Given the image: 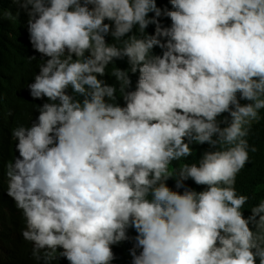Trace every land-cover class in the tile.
<instances>
[{"label": "clouds", "instance_id": "clouds-1", "mask_svg": "<svg viewBox=\"0 0 264 264\" xmlns=\"http://www.w3.org/2000/svg\"><path fill=\"white\" fill-rule=\"evenodd\" d=\"M14 2L40 61L27 89L47 100L15 128L7 170L33 257L112 264L134 239L132 264H264V199L245 216L236 188L264 110V0ZM114 61L123 106L98 78ZM193 144L209 148L169 171Z\"/></svg>", "mask_w": 264, "mask_h": 264}, {"label": "trees", "instance_id": "trees-1", "mask_svg": "<svg viewBox=\"0 0 264 264\" xmlns=\"http://www.w3.org/2000/svg\"><path fill=\"white\" fill-rule=\"evenodd\" d=\"M156 3L161 9L174 10L170 0H156ZM19 6L14 0H0V93L3 94L0 100V264H44L43 259L38 261L33 257V243L26 241L22 236V231L26 229L25 218L22 211L16 207L15 201L7 195L8 165L19 155L16 150L17 142L13 141V132L17 126L28 125L36 119L37 102H47L46 98L33 100L27 89V85L34 82L35 75L39 73L40 61L35 56L36 51L30 43L27 13ZM152 16L154 13L149 14L150 18ZM159 20L162 26L171 27L170 18L162 16ZM105 23L109 22L105 21ZM145 31L150 32V35L154 34L155 25H149ZM106 39L109 43L124 46L110 36ZM156 50L157 47L153 49V54ZM33 56L36 59H30ZM115 68L117 66L114 61L106 67L105 77L98 78L106 79L109 84L116 85L117 99L113 102H120L123 106L120 85L112 76ZM133 88L132 83V90ZM69 90L71 92V89ZM260 116L259 122L252 124L247 137L249 145L255 147L256 151H249V161L236 179L238 193L250 197L243 209L245 216L250 214L252 206L264 199V110L260 111ZM222 118L218 117V119ZM191 147L193 154L179 161H173L169 165V171L175 173L183 164L198 163L202 153L209 148L207 144H193ZM177 178V175H173V180ZM173 180L168 181L169 187L174 188ZM186 183L197 192L206 189V186H197L191 180ZM128 235L131 238L136 236L133 232ZM134 243V239H130L119 244L118 248H114L116 259L112 264H132L130 249L133 248ZM60 251L62 249H57L55 254L57 257ZM50 264H69V262L64 258H57Z\"/></svg>", "mask_w": 264, "mask_h": 264}, {"label": "rangeland", "instance_id": "rangeland-1", "mask_svg": "<svg viewBox=\"0 0 264 264\" xmlns=\"http://www.w3.org/2000/svg\"><path fill=\"white\" fill-rule=\"evenodd\" d=\"M117 47L123 48L122 46H117ZM257 264H259V261H257Z\"/></svg>", "mask_w": 264, "mask_h": 264}]
</instances>
